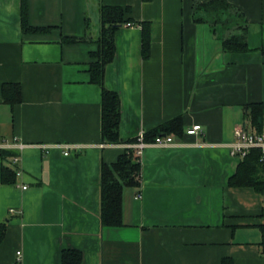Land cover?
Here are the masks:
<instances>
[{
    "label": "crops",
    "instance_id": "0c3cea01",
    "mask_svg": "<svg viewBox=\"0 0 264 264\" xmlns=\"http://www.w3.org/2000/svg\"><path fill=\"white\" fill-rule=\"evenodd\" d=\"M211 1L0 0V141L12 143L0 156V264H61L64 249L80 251V264H264L262 194L228 184L241 158L230 153L234 131L247 105L264 103V0H221L244 15L243 52L222 47L242 19L196 8ZM101 5L128 7L132 23L116 31L103 77L121 102L118 143L102 139V89L89 73ZM176 117L175 144L150 145L138 159L122 226L104 227L103 163ZM193 124L201 132L187 135ZM66 146L75 148L64 155Z\"/></svg>",
    "mask_w": 264,
    "mask_h": 264
},
{
    "label": "trees",
    "instance_id": "16d2710c",
    "mask_svg": "<svg viewBox=\"0 0 264 264\" xmlns=\"http://www.w3.org/2000/svg\"><path fill=\"white\" fill-rule=\"evenodd\" d=\"M148 1V0H145ZM205 8L214 12H226L238 16L243 21L242 29L235 33H230L222 41V47L229 52L248 51L246 41V21L243 13L234 8L231 4L212 0L196 8ZM102 28L99 37L95 40L97 49L91 51L89 56L90 80L98 84L102 89V139L107 143L119 142V124L121 117V102L119 95L104 87L103 77L105 66L110 63L115 54V34L119 27L124 23L130 22L127 17L128 7L118 5H101ZM141 24L142 29V56L148 58L150 54L151 25L147 21ZM22 27L28 30L25 12L23 11ZM41 30V29H33ZM71 42H88L90 39L83 37H68ZM264 51V47L262 49ZM6 87H4L5 89ZM245 115L251 118L252 122L261 126L264 122V103H252L245 107ZM181 118L176 117L157 128L145 132V140H153L158 135L180 134ZM7 149L0 150V156L6 157L9 153ZM13 154V152H11ZM259 152L257 149L250 150L244 157L240 158L235 173L229 178L230 186L252 187L259 193H264V174L263 168L259 163ZM140 162L133 155L130 149H124L123 153L112 164L103 163L101 175V221L104 227H120L122 221V197L126 186L139 185ZM15 171L12 167L4 166L3 182H12ZM262 230V243L264 244V225ZM6 232L5 224H0V242ZM82 254L76 249H64L61 255V264H80ZM221 264H233L232 259L224 258Z\"/></svg>",
    "mask_w": 264,
    "mask_h": 264
},
{
    "label": "built area",
    "instance_id": "2783aa9c",
    "mask_svg": "<svg viewBox=\"0 0 264 264\" xmlns=\"http://www.w3.org/2000/svg\"><path fill=\"white\" fill-rule=\"evenodd\" d=\"M127 26H132V23H126ZM201 132L200 124H193L186 128L185 133L187 135H196ZM235 141L231 145L230 153L233 156L244 157L250 150L257 149L259 152V163L263 168L264 174V125L260 128L254 125L251 118H246L243 123H241L238 127H236L234 131ZM175 144L174 138L172 134H164L158 135L151 141L145 140V132L140 131L137 133L135 137V141L133 143H128L125 145L126 149H130L134 156L138 159L141 157L143 150L150 146H160V147H169ZM12 146V143L6 140L0 141V150L5 147ZM20 148L23 145H18ZM62 147V146H61ZM63 150L64 155H68L70 149H74L75 147L66 146ZM13 163H17L19 160L18 156H15L13 159ZM17 174L20 173L19 170L16 171ZM25 188V187H23ZM262 199L264 203V193H262ZM19 254V252H18Z\"/></svg>",
    "mask_w": 264,
    "mask_h": 264
},
{
    "label": "rangeland",
    "instance_id": "374dc122",
    "mask_svg": "<svg viewBox=\"0 0 264 264\" xmlns=\"http://www.w3.org/2000/svg\"><path fill=\"white\" fill-rule=\"evenodd\" d=\"M94 21V20H93ZM94 23V22H93ZM96 26V25H95ZM94 27V25L92 26V28ZM97 28H98V25L96 26ZM95 28V27H94ZM255 126H257L258 128H260V127H262L263 125H264V122H263V124L261 125V126H258V125H256V124H254Z\"/></svg>",
    "mask_w": 264,
    "mask_h": 264
}]
</instances>
